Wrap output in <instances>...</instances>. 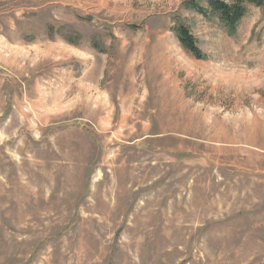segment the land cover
I'll return each instance as SVG.
<instances>
[{
  "label": "rangeland",
  "instance_id": "rangeland-1",
  "mask_svg": "<svg viewBox=\"0 0 264 264\" xmlns=\"http://www.w3.org/2000/svg\"><path fill=\"white\" fill-rule=\"evenodd\" d=\"M187 1L0 0V264H264V6Z\"/></svg>",
  "mask_w": 264,
  "mask_h": 264
},
{
  "label": "trees",
  "instance_id": "trees-1",
  "mask_svg": "<svg viewBox=\"0 0 264 264\" xmlns=\"http://www.w3.org/2000/svg\"><path fill=\"white\" fill-rule=\"evenodd\" d=\"M186 6L191 11L203 17L210 15L222 24L234 27L246 13L248 6L263 7L264 0H188ZM176 35L182 46L196 59H202L199 48L193 36L184 26L176 28Z\"/></svg>",
  "mask_w": 264,
  "mask_h": 264
},
{
  "label": "bare ground",
  "instance_id": "bare-ground-1",
  "mask_svg": "<svg viewBox=\"0 0 264 264\" xmlns=\"http://www.w3.org/2000/svg\"><path fill=\"white\" fill-rule=\"evenodd\" d=\"M162 180V179H161Z\"/></svg>",
  "mask_w": 264,
  "mask_h": 264
}]
</instances>
